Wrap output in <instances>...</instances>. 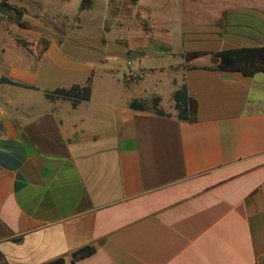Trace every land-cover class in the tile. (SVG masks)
Returning a JSON list of instances; mask_svg holds the SVG:
<instances>
[{
	"label": "crops",
	"instance_id": "0c3cea01",
	"mask_svg": "<svg viewBox=\"0 0 264 264\" xmlns=\"http://www.w3.org/2000/svg\"><path fill=\"white\" fill-rule=\"evenodd\" d=\"M131 2L147 26L88 32L45 6L29 43L0 47V78L22 84L0 80V264H264V71L216 56L264 45V0ZM75 84L88 99L46 96Z\"/></svg>",
	"mask_w": 264,
	"mask_h": 264
},
{
	"label": "rangeland",
	"instance_id": "374dc122",
	"mask_svg": "<svg viewBox=\"0 0 264 264\" xmlns=\"http://www.w3.org/2000/svg\"><path fill=\"white\" fill-rule=\"evenodd\" d=\"M131 1L133 0H0V47L7 39H13L23 45L29 43L18 30L20 28L29 29L32 14L40 8L43 11L45 6V11L52 14L53 20L56 21L57 17L60 19L63 13L64 15L69 13L72 19L68 26L82 27L88 32L102 33L113 29L125 31L133 27L147 26L149 21L143 18L141 9ZM84 15H86L85 22L79 20ZM142 59L148 64L155 65L173 61L171 56L159 57L154 54Z\"/></svg>",
	"mask_w": 264,
	"mask_h": 264
},
{
	"label": "trees",
	"instance_id": "16d2710c",
	"mask_svg": "<svg viewBox=\"0 0 264 264\" xmlns=\"http://www.w3.org/2000/svg\"><path fill=\"white\" fill-rule=\"evenodd\" d=\"M196 53H190L185 57H194ZM219 58L217 69L220 71L239 72L243 76H251L258 71H264V45L256 47H240L221 50L216 53ZM2 82L19 84L7 78H0ZM46 96L50 98H70L73 100H84L89 97L88 86L81 87L77 84L69 88H56L52 91H47ZM174 109L176 116L183 120L193 121L195 119L194 104L190 101L185 84H182L174 92ZM158 97H155L153 107L156 108ZM129 107L137 110L147 109V105L143 100L134 99L129 102ZM159 114H164L161 109H157ZM94 252V247L84 245L71 252L72 261H77ZM64 258L57 257L48 261L46 264H63Z\"/></svg>",
	"mask_w": 264,
	"mask_h": 264
},
{
	"label": "water",
	"instance_id": "95a60500",
	"mask_svg": "<svg viewBox=\"0 0 264 264\" xmlns=\"http://www.w3.org/2000/svg\"><path fill=\"white\" fill-rule=\"evenodd\" d=\"M132 57H133V51H130L128 59H132Z\"/></svg>",
	"mask_w": 264,
	"mask_h": 264
},
{
	"label": "built area",
	"instance_id": "2783aa9c",
	"mask_svg": "<svg viewBox=\"0 0 264 264\" xmlns=\"http://www.w3.org/2000/svg\"><path fill=\"white\" fill-rule=\"evenodd\" d=\"M2 140V134L0 133V141Z\"/></svg>",
	"mask_w": 264,
	"mask_h": 264
}]
</instances>
